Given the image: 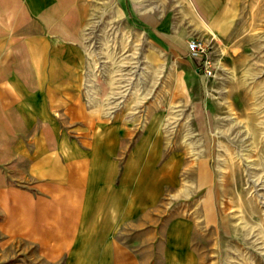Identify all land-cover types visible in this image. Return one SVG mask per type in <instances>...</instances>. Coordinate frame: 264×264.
I'll use <instances>...</instances> for the list:
<instances>
[{
	"label": "crops",
	"instance_id": "0c3cea01",
	"mask_svg": "<svg viewBox=\"0 0 264 264\" xmlns=\"http://www.w3.org/2000/svg\"><path fill=\"white\" fill-rule=\"evenodd\" d=\"M169 1L0 0V264H169L162 128L89 108L80 42L91 8L128 9L157 45L207 24L225 37L240 14V0H193L191 36Z\"/></svg>",
	"mask_w": 264,
	"mask_h": 264
},
{
	"label": "rangeland",
	"instance_id": "374dc122",
	"mask_svg": "<svg viewBox=\"0 0 264 264\" xmlns=\"http://www.w3.org/2000/svg\"><path fill=\"white\" fill-rule=\"evenodd\" d=\"M193 2L170 0L167 9L191 36ZM256 5L240 0L225 37L208 24L192 37L208 45L213 76L199 70L189 39L157 45L129 24L128 9L118 19L113 8H91L82 30L89 108H104L109 122L131 113L140 131L162 128L169 264H264V20Z\"/></svg>",
	"mask_w": 264,
	"mask_h": 264
},
{
	"label": "built area",
	"instance_id": "2783aa9c",
	"mask_svg": "<svg viewBox=\"0 0 264 264\" xmlns=\"http://www.w3.org/2000/svg\"><path fill=\"white\" fill-rule=\"evenodd\" d=\"M188 51L192 58L201 60L199 70H204L208 76H213L215 74L214 63L207 57L208 45L206 42L199 38L189 39Z\"/></svg>",
	"mask_w": 264,
	"mask_h": 264
},
{
	"label": "bare ground",
	"instance_id": "6f19581e",
	"mask_svg": "<svg viewBox=\"0 0 264 264\" xmlns=\"http://www.w3.org/2000/svg\"><path fill=\"white\" fill-rule=\"evenodd\" d=\"M170 173H174V171L169 169V171L167 172V174H170Z\"/></svg>",
	"mask_w": 264,
	"mask_h": 264
}]
</instances>
